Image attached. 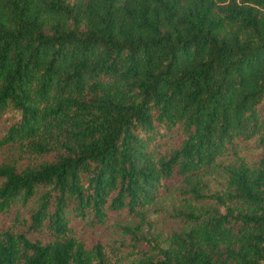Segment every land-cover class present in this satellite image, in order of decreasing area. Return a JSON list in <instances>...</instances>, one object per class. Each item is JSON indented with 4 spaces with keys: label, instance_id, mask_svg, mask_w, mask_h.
<instances>
[{
    "label": "trees",
    "instance_id": "16d2710c",
    "mask_svg": "<svg viewBox=\"0 0 264 264\" xmlns=\"http://www.w3.org/2000/svg\"><path fill=\"white\" fill-rule=\"evenodd\" d=\"M3 122L0 264H264V0H0ZM121 211L108 244L70 226Z\"/></svg>",
    "mask_w": 264,
    "mask_h": 264
},
{
    "label": "rangeland",
    "instance_id": "374dc122",
    "mask_svg": "<svg viewBox=\"0 0 264 264\" xmlns=\"http://www.w3.org/2000/svg\"><path fill=\"white\" fill-rule=\"evenodd\" d=\"M5 118L9 119V114L5 115ZM7 123L3 122L1 126H6ZM3 128L0 129V137L2 135ZM240 154L245 158L248 163H252L259 154V150L256 148L255 142L250 141L242 148ZM234 158L229 155H223L219 157L215 163L203 176L209 187L214 191H219L225 181L220 165L232 162ZM29 158L8 145L0 146V163H12L18 167H21L29 162ZM184 199L180 197L175 189L166 192L158 200L147 208V219L152 223L153 232L168 234L173 230H179L183 227L184 222L181 217H178L173 208H178L184 205ZM30 205V204H29ZM29 205L22 209V213L27 215ZM196 205V204H195ZM135 220L125 211L120 213L112 212L108 215L104 224L90 223V218L85 220L80 218H71L70 226L72 227L75 235L87 245H91L96 241H101L104 244L113 242L115 239L121 237L119 235L121 229L116 224H123L131 220ZM5 219L2 220V223ZM1 226V221H0ZM43 239L42 236H35Z\"/></svg>",
    "mask_w": 264,
    "mask_h": 264
}]
</instances>
